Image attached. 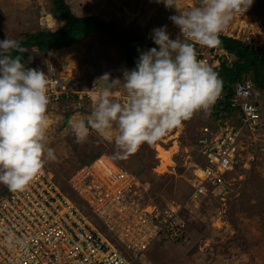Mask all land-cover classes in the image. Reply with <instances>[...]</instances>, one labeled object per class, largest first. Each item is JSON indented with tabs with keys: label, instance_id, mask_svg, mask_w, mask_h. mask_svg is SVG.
<instances>
[{
	"label": "rangeland",
	"instance_id": "374dc122",
	"mask_svg": "<svg viewBox=\"0 0 264 264\" xmlns=\"http://www.w3.org/2000/svg\"><path fill=\"white\" fill-rule=\"evenodd\" d=\"M67 4L77 14H82L86 4L99 9L104 18L108 15V19L121 22L120 29L128 30L133 26L137 31L136 27H141L139 30L144 40L140 47L143 52L150 49V44H154L151 39L154 28L167 25L170 38L182 39L179 38L178 26L169 17L178 15V11L199 6L200 0H177L178 11L174 7L166 8L162 2L157 3V0H69ZM57 19L52 0H0V40L6 37L16 40L27 32H53L63 25ZM221 34L252 44L255 50L260 47L264 50V0H253L248 11L236 14L228 30ZM110 40L113 44L107 42ZM210 51V48L201 45L197 48V54L201 52L207 55ZM33 53L31 64L47 74L49 82L59 81L72 93L91 92L90 96L85 97L82 109L75 106L77 97L74 96L67 99L65 106L55 105L47 113L49 146L54 149L57 161L47 163L45 168L57 176L62 187L71 191L69 183L74 173L86 161L97 155H104L140 179L149 180L150 188L143 195L145 204L163 196L162 198L178 204H188L192 208L184 211L179 221L186 229H178L180 233L185 231L183 238L173 242L167 240L166 235L161 236L140 257L137 264H264V157L257 165H245L240 170L242 177H231L226 192L218 198L211 196L194 200L191 205L188 203L191 188L181 191L180 187H184L191 179L192 174L187 168L192 166L190 161L203 163L193 152L198 151L199 154V137L197 139L196 136L200 133L198 123L201 114H196L192 119L184 121L182 126L171 129L154 145L144 144L127 159H116L114 156L117 149L114 143L95 132H91L86 143H77L69 121L86 120L91 115L95 107L92 96L103 83L97 81L99 77L109 73L111 79H123V71L133 69L127 65L117 39L115 42L107 36H88L66 47L47 52L34 49ZM214 53L217 55V50ZM231 61H236V58H230L229 62ZM96 81L97 86L94 88ZM49 88L48 86V92ZM112 91L116 94L114 99L118 100L116 97L120 95H125L126 98L123 81ZM259 91L262 89L259 88ZM262 96L259 104L264 116V93ZM49 98L53 102H59L51 96ZM60 102L63 104L62 100ZM69 114L70 120L64 126ZM218 123L219 120L213 122ZM113 131L115 133V129ZM158 147L173 150V153L176 151L171 160L175 165L169 167L170 172H165L162 176L156 173L160 164ZM7 190V186L0 184V197ZM137 192L138 190L130 191L127 193L128 198L137 197ZM101 228L104 229L103 226ZM124 251L130 256L126 249Z\"/></svg>",
	"mask_w": 264,
	"mask_h": 264
},
{
	"label": "built area",
	"instance_id": "2783aa9c",
	"mask_svg": "<svg viewBox=\"0 0 264 264\" xmlns=\"http://www.w3.org/2000/svg\"><path fill=\"white\" fill-rule=\"evenodd\" d=\"M194 46L197 50L198 44ZM212 54L204 62L215 58ZM49 87L48 95L55 101L74 94L59 81H50ZM90 95L78 93V106ZM261 98L250 79L237 85L236 94L220 92L211 111L228 104L231 112L240 113L227 117L224 123L219 120L200 128L198 157L203 163H191L194 177L181 187L191 188L193 201L218 198L226 192L235 170L257 164L259 156H264ZM69 184L86 203L88 213L66 195L57 176L46 168L24 192L8 189L2 194L0 264H137L161 236L174 242L184 236L185 231H178L186 230L179 221L188 205L163 196L147 204L138 196L129 199L127 193L146 192L151 183L109 157L82 166Z\"/></svg>",
	"mask_w": 264,
	"mask_h": 264
},
{
	"label": "clouds",
	"instance_id": "9594fccd",
	"mask_svg": "<svg viewBox=\"0 0 264 264\" xmlns=\"http://www.w3.org/2000/svg\"><path fill=\"white\" fill-rule=\"evenodd\" d=\"M161 2L178 11L177 0H157ZM252 4L253 0H200L199 6L169 17L182 39L170 38L167 25L154 28L151 39L158 47L141 52L135 67L123 71V79H111L109 73L97 79L103 83L92 96L95 107L91 115L86 120L69 121L76 142L86 143L95 132L114 143V158L127 159L142 145H154L194 115H210L221 90L218 73L210 66L218 51L206 63L204 59L216 49L207 55L197 54L194 43L219 47L220 34L228 30L236 14L247 12ZM26 51L18 40H0V184L11 192H24L43 174L47 163L57 161L48 137V75L25 67L22 54ZM121 81L127 97L123 101L120 99L125 95L116 100L112 91ZM74 96L78 107V93ZM263 157L259 156V162ZM143 192L138 194L140 199ZM193 202L189 198L188 203ZM191 209L188 205L187 210Z\"/></svg>",
	"mask_w": 264,
	"mask_h": 264
},
{
	"label": "trees",
	"instance_id": "16d2710c",
	"mask_svg": "<svg viewBox=\"0 0 264 264\" xmlns=\"http://www.w3.org/2000/svg\"><path fill=\"white\" fill-rule=\"evenodd\" d=\"M52 1L54 12L58 16L57 20L61 21L63 25L53 32H27L22 35V38L16 39L20 41L21 46L27 50L22 54L26 68H34V65L31 64V60L34 57V49H38L39 52H47L55 48L72 45L88 36L95 35L112 36L115 42L117 39L127 65L132 68L135 67L136 61L142 52L140 46L144 40L142 32L139 30L141 27H136L138 28L137 31L134 30L133 26H131L132 29L130 27L128 30L120 29L121 22L115 19H108V15L104 18V15L99 9L92 8L88 4L85 5L82 14H77L71 10V7L67 4L69 0ZM219 39L221 41L220 46L211 49V51L214 49L218 51V57L213 60L210 66L218 73V78L221 80L220 92L229 93L230 95L236 94L238 83L245 79L252 80L264 91V50L258 49L259 51H256L253 47H248L243 44L239 39H233L223 34H220ZM107 42L113 44L111 40ZM152 47L157 46L155 44H150L148 46V48ZM13 54L15 55V53ZM230 58H236V61H231L230 63ZM67 83L69 85V81ZM62 101L63 104L60 101L53 102L52 99H50L47 113H49L51 107L55 105L65 106L68 100L63 98ZM218 106V108H214L216 110L215 112L211 111L210 115L200 117V122L198 123L199 128L202 126H213V122L218 120L224 123L227 117L240 113L239 111L231 112L228 104ZM70 117V114L66 117L67 119H65L64 126H67ZM199 135L200 134L197 133V139ZM196 141L195 139L194 146L197 144ZM101 156L102 155H97L94 159L88 162L86 161L84 165L94 164ZM62 190L84 213H88V209L85 205L86 203L83 202L78 195L72 190L68 191L65 187H62ZM259 191L262 192L263 189H259ZM144 194H146V192H143V195ZM143 195L141 196L142 200ZM167 240L169 239L167 238Z\"/></svg>",
	"mask_w": 264,
	"mask_h": 264
},
{
	"label": "bare ground",
	"instance_id": "6f19581e",
	"mask_svg": "<svg viewBox=\"0 0 264 264\" xmlns=\"http://www.w3.org/2000/svg\"><path fill=\"white\" fill-rule=\"evenodd\" d=\"M158 158L160 160L159 166L156 168L157 175L164 174L165 172H170L169 166H172V156L176 153V151L173 153L172 151H169L166 148L158 147ZM173 153V154H172ZM174 166V165H173Z\"/></svg>",
	"mask_w": 264,
	"mask_h": 264
},
{
	"label": "crops",
	"instance_id": "0c3cea01",
	"mask_svg": "<svg viewBox=\"0 0 264 264\" xmlns=\"http://www.w3.org/2000/svg\"><path fill=\"white\" fill-rule=\"evenodd\" d=\"M80 111L82 112V110H80ZM238 122H239V120H238ZM194 147H195V146H194ZM193 152H194L195 156L198 155V152H195V151H193ZM102 156H104V155H102ZM189 160H190V159H189ZM193 162H194V160H191V161H190V164L193 163ZM188 164H189V163H188ZM257 164H258V163H257ZM257 164H255V165H257ZM174 165H175V164H174ZM121 167H123V166H121ZM169 167L171 168V167H173V165H172V166H169ZM187 168H188V170H189V171L191 172V174H192V175H191V179H192V178L194 177L193 169L190 168V167H187ZM238 171H239L238 169L235 170L234 175L232 176V178H233V177H237V176H238V177H239V176L242 177L240 171H239V172H238ZM146 179H147V178H146ZM191 179H190V180H191ZM190 180H189V181H190Z\"/></svg>",
	"mask_w": 264,
	"mask_h": 264
}]
</instances>
